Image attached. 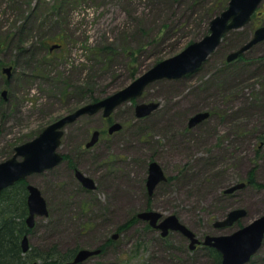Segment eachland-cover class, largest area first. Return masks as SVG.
<instances>
[{
    "label": "rangeland",
    "instance_id": "obj_1",
    "mask_svg": "<svg viewBox=\"0 0 264 264\" xmlns=\"http://www.w3.org/2000/svg\"><path fill=\"white\" fill-rule=\"evenodd\" d=\"M228 1L0 0V98L6 91L0 103V161L8 158L14 141L90 102L86 89L106 97L202 38L208 33L206 18L211 16L209 27ZM261 25L264 0L246 24L222 34L197 70L155 80L140 96L115 107L111 116L121 129L105 135L77 161L78 169L96 181L95 190L80 189L67 162L30 174L27 181L41 191L48 214L36 216L26 234L28 252L53 245L60 250L91 248L145 206L164 216L175 214L199 238L231 233L262 215L264 39L227 60ZM55 33L63 38L51 42L56 44L45 61L39 51L36 59L43 63L35 68L38 61L27 50ZM104 44L113 50L99 53ZM6 66H11L9 77L3 72ZM66 82L70 86L64 93ZM75 85L83 93L74 92ZM148 101L158 106L136 117L135 105ZM199 111L208 117L188 127V118ZM100 112L65 126L59 151L71 155L91 129L102 125ZM151 161L159 163L167 179L146 197L144 179ZM252 171L254 182H249ZM239 182L244 186L226 191ZM85 202L89 205L84 207ZM237 208L245 209V216L228 226L214 225ZM145 226L135 221L90 262L208 264L205 250L189 249L181 233L163 242ZM246 264H264V238Z\"/></svg>",
    "mask_w": 264,
    "mask_h": 264
},
{
    "label": "water",
    "instance_id": "obj_2",
    "mask_svg": "<svg viewBox=\"0 0 264 264\" xmlns=\"http://www.w3.org/2000/svg\"><path fill=\"white\" fill-rule=\"evenodd\" d=\"M262 0H229L226 9L214 16L209 22V31L199 40L190 42L180 52L173 56L164 58L153 64L143 73L139 74L128 85L96 101L87 102L73 111L66 113L40 131V133L22 142L14 147L12 156L0 161V194L3 189L9 187L17 180L26 178L32 173L41 172L48 168L56 166L62 159L58 151L60 137L63 128L84 114H95L101 110L103 116H109L112 111L122 102L140 96L144 88L151 82L158 79H178L195 70L207 59L213 50L221 42L222 34L233 28H239L246 24ZM264 39V25L257 27L252 37L241 45L237 50L227 55V60H232L252 45ZM52 49V47L50 48ZM11 66L3 67V72L10 76ZM5 97L6 91H2ZM158 106L157 102H140L135 105L136 117H144L151 113ZM206 111H199L188 118V127H193L207 118ZM121 124L114 122L108 129L109 133L119 130ZM99 132L94 130L91 133L90 140L86 147L93 146L98 140ZM77 177L88 188L94 187L93 180L76 171ZM165 174L156 161H151L148 165V175L146 177V186L149 194L155 185L161 180H165ZM244 186V182H239L226 191L231 192L236 188ZM27 208L28 213L25 217L27 227L32 228L35 217L47 215L48 209L45 198L41 191L32 183L27 184ZM246 211L243 208L230 210L227 215L216 222V227H224L233 224L238 219L245 216ZM162 213L156 210H144L139 212L138 217L147 220L152 227L159 228L161 235H165L168 229L177 230L189 239V248L193 249L196 243L211 246L221 255L220 264H246L250 258L259 250L264 238V213L249 223L237 228L228 234H206L203 239L195 237L188 227L181 223L175 214L165 215L157 222ZM117 233L113 234L116 238ZM22 252L29 249L27 235L21 238ZM98 249L80 248L71 261L66 264H75L83 262L89 256L98 253ZM34 264V263H33Z\"/></svg>",
    "mask_w": 264,
    "mask_h": 264
},
{
    "label": "trees",
    "instance_id": "obj_3",
    "mask_svg": "<svg viewBox=\"0 0 264 264\" xmlns=\"http://www.w3.org/2000/svg\"><path fill=\"white\" fill-rule=\"evenodd\" d=\"M211 16L206 18L207 23V32H208V21ZM206 35V34H202ZM61 33H55L50 37H46L39 41V47L33 45L29 51V58L34 59V62H37L36 59L37 54L39 51H42L43 61L47 58L48 55L51 54V47L55 44H51V42H57L59 39H62ZM3 41H0L2 44ZM192 42V41H191ZM190 43V42H189ZM105 46L98 47L99 53L103 52V48H109L113 50V47L104 44ZM22 48L21 46H19ZM95 47V46H94ZM97 48V47H96ZM92 50L96 51V49L92 48ZM97 52V51H96ZM132 52V51H130ZM103 54V53H102ZM240 59H243L239 57ZM238 58V59H239ZM43 61H38V65L35 68L39 69V65H42ZM159 61V60H158ZM3 68V67H2ZM6 83L8 81H5ZM70 85L66 82L65 87L63 89L64 93H67L68 87ZM76 89V91H75ZM74 92H82V88L79 85L73 86ZM87 97L89 98L88 101H96L102 96H95L93 92L89 89ZM83 93V92H82ZM6 100L3 96L0 98V103ZM42 130V129H40ZM39 130V131H40ZM39 131L37 133H39ZM36 133V134H37ZM36 134L32 135L35 136ZM28 136L22 140L14 141L12 144L8 145L10 148L8 151V157L13 154V149L16 145L30 139ZM69 167H73L72 163L68 164ZM253 171L249 173V182H254ZM26 182L23 180H19L15 182L13 185L5 188L2 190L0 194V264H65L67 261H70L75 253V251L79 248L78 245L72 247L67 250H60L56 245L51 246L47 250H39L36 252H22L21 249V238L23 235L29 233L31 228L27 227L25 223V217L28 213L27 203H26V189H25ZM89 203H83V206H88ZM82 208V204H81ZM135 216H132L128 219L127 222L123 226H130L132 221L134 220ZM86 227H90L91 224H86ZM146 228H150L148 225L145 226ZM205 250L206 256L209 258L208 264H220L221 262V255L220 253L212 247H200Z\"/></svg>",
    "mask_w": 264,
    "mask_h": 264
},
{
    "label": "flooded vegetation",
    "instance_id": "obj_4",
    "mask_svg": "<svg viewBox=\"0 0 264 264\" xmlns=\"http://www.w3.org/2000/svg\"><path fill=\"white\" fill-rule=\"evenodd\" d=\"M113 112V111H112ZM101 113V119L103 120V123H102V125L100 126V127H94L93 129H91V131H90V134L84 139V141H82V143L81 144H79V145H76V147H75V149H74V152H72V154L71 155H68V154H65V153H62L61 151H59V147L61 146V139H62V137H63V134H64V129H65V127L62 129L63 130V133H62V135H61V137H60V144H59V146H58V151H59V153L61 154V156H62V159H61V161L60 162H67V164H69V163H72L73 164V167H69V170H70V172H72L73 173V175L75 176V178H76V180L79 182V184H78V186H79V188L80 189H83V190H85V191H92V190H95L96 189V181L94 180V179H92L91 177V179L93 180V182H94V187L93 188H88V187H86L84 184H83V182L77 177V175H76V171H79V172H81L82 174H84L85 176H87L83 171H81L80 169H78V164H77V161H78V159H80L81 157H82V153H84V152H87V150H89V149H92L98 142H99V140H101L105 135H110V134H112V133H114V132H116V131H119L120 129H121V127H120V129L119 130H116V131H114V132H112V133H109L108 132V129H109V127L115 122V120L112 118V116H111V114L109 115V116H103V114H102V112H100ZM79 118V117H78ZM77 118V119H78ZM75 121V120H74ZM73 121V122H74ZM72 123V122H71ZM68 124H70V123H68ZM67 124V125H68ZM66 125V126H67ZM43 129V128H42ZM94 130H98V132H99V135H98V140H97V142L93 145V146H91V147H86V143L90 140V136H91V133L94 131ZM40 131H42V130H40ZM40 131H39V133H40ZM39 133H37L35 136H37ZM35 136H33V137H35ZM32 137V138H33ZM31 139V138H30ZM30 139H28V140H30ZM27 141V140H26ZM13 153H14V149H13ZM12 156V155H11ZM59 162V163H60ZM58 163V164H59ZM57 164V165H58ZM69 166V165H68ZM41 172H43V171H41ZM36 173H40V172H36ZM33 174V173H32ZM28 177V176H27ZM27 177L26 178H22V179H19V180H23L24 179V181L26 182V185H25V189H26V193L28 194V192H27V184H29V182L27 181ZM89 177V176H88ZM147 177V176H146ZM167 179V178H166ZM165 179V180H166ZM19 180H17V181H19ZM16 181V182H17ZM144 181H145V186H146V178L144 179ZM159 183V182H158ZM157 183V184H158ZM14 184V183H13ZM12 184V185H13ZM156 184V185H157ZM155 185V186H156ZM11 186V185H10ZM37 187V186H36ZM145 188V192H143V195L144 196H146V197H152V194H153V192H154V189H155V187L153 188V190H152V192L149 194V192H148V189H147V186L146 187H144ZM39 189V188H38ZM26 198H27V195H26ZM85 209V208H84ZM144 210H154V209H152V208H148V206L146 207H144L142 210H139V211H137L136 213H134L132 216H135V218H134V220L132 221V223H134L135 221H142V222H145L146 223V225H148L149 227H151V228H153V231H156L159 235H158V237L163 241V242H166V241H168L169 240V238H170V235L172 234V233H178L179 231H177V230H171V229H168V231H167V233L163 236V235H161V230L159 229V228H155V227H152L150 224H149V222L147 221V220H143L142 218H140V217H138V214H139V212H142V211H144ZM170 214H172V213H170ZM164 218V215H162L160 218H158V220H157V222H160L162 219ZM128 220H126L125 222H127ZM125 222L123 223V224H121L118 228H117V230H118V232L117 231H115V232H112L111 233V235H109V236H107V237H105V239L102 241V242H100L99 244H97V245H95V246H93V247H91V248H89V249H98L99 250V252L98 253H96V254H93V255H91V256H89L86 260H84L83 262H79V263H75V264H93L92 262H90L91 261V259H93L94 257H97L98 255H101V254H103L104 253V251H105V249H106V247L108 246V245H110V244H112L116 239H118L119 238V235H120V232L122 231V230H125L128 226H123L124 224H125ZM114 233H117L118 234V236L116 237V238H114L113 237V234ZM179 233H181V232H179ZM208 234V233H207ZM181 235H182V238H185V240L186 239H188L186 236H184L182 233H181ZM194 235H195V237H197L199 240H201V239H203V237L206 235H204L202 238H199V236L198 235H196L195 233H194ZM189 240V239H188ZM188 246H189V241H188ZM200 247H211V246H207V245H203L201 242L200 243H196L195 244V246H194V248L193 249H191V250H195V249H197V248H200ZM80 248H85V247H80ZM80 248H78L76 251H75V253H74V255L76 254V252L80 249ZM189 248V247H188ZM213 248V247H212ZM190 249V248H189ZM216 250V249H215ZM28 251V250H27ZM74 255H73V257H74ZM73 257H72V259H73ZM71 259V260H72ZM70 260V261H71ZM68 262V261H67ZM33 264V263H32ZM34 264H35V262H34ZM66 264V263H65Z\"/></svg>",
    "mask_w": 264,
    "mask_h": 264
}]
</instances>
